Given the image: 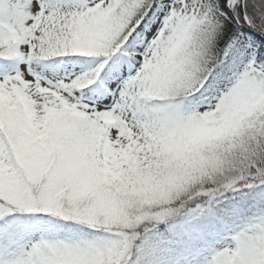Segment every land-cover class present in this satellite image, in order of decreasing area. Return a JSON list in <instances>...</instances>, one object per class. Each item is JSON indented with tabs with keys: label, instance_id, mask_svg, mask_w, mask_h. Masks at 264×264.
Listing matches in <instances>:
<instances>
[{
	"label": "snow or ice",
	"instance_id": "snow-or-ice-1",
	"mask_svg": "<svg viewBox=\"0 0 264 264\" xmlns=\"http://www.w3.org/2000/svg\"><path fill=\"white\" fill-rule=\"evenodd\" d=\"M0 264H264V0H0Z\"/></svg>",
	"mask_w": 264,
	"mask_h": 264
},
{
	"label": "trees",
	"instance_id": "trees-1",
	"mask_svg": "<svg viewBox=\"0 0 264 264\" xmlns=\"http://www.w3.org/2000/svg\"><path fill=\"white\" fill-rule=\"evenodd\" d=\"M90 62V61H89ZM65 66H67V65H62L59 69H58V71H60V72H62L63 70H64V67Z\"/></svg>",
	"mask_w": 264,
	"mask_h": 264
}]
</instances>
